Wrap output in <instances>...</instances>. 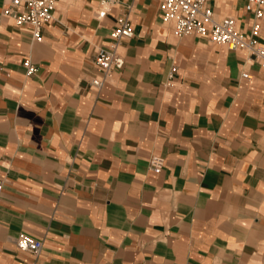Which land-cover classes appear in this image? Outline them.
<instances>
[{
    "label": "crops",
    "instance_id": "obj_1",
    "mask_svg": "<svg viewBox=\"0 0 264 264\" xmlns=\"http://www.w3.org/2000/svg\"><path fill=\"white\" fill-rule=\"evenodd\" d=\"M99 1L59 0L35 41L0 0V264H264V68L174 37L159 0L98 18ZM246 3L208 0L244 34ZM125 6L123 64L94 89V50Z\"/></svg>",
    "mask_w": 264,
    "mask_h": 264
},
{
    "label": "built area",
    "instance_id": "obj_2",
    "mask_svg": "<svg viewBox=\"0 0 264 264\" xmlns=\"http://www.w3.org/2000/svg\"><path fill=\"white\" fill-rule=\"evenodd\" d=\"M59 0H8V6L3 10L6 15L20 7L19 12L12 14L18 26L25 27L33 40H41V27L50 21L52 10ZM119 5L116 0H100V9L96 11L98 18L103 17L110 6ZM264 0H247L245 10L251 14V23L247 34L237 29L231 17L214 19L208 0H159L158 11L163 22L168 24L174 37L197 35L210 43L224 46L227 49H242L247 58L264 68V48L256 40L259 23L262 16ZM130 6H125V11L116 17L109 33V42L106 47L94 50L93 64L95 75L90 79V86L100 88L109 80L112 73L123 64L121 44L132 36L133 30L129 20ZM26 74L34 71V66L28 61L23 62ZM247 72H242L241 77L249 78ZM163 157L152 155L148 159V167L158 173L163 166ZM2 182L0 181V189ZM16 248L20 251L37 254L40 242L24 233H19L14 239Z\"/></svg>",
    "mask_w": 264,
    "mask_h": 264
}]
</instances>
